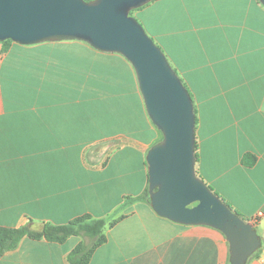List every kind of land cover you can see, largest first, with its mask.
Returning a JSON list of instances; mask_svg holds the SVG:
<instances>
[{"label":"crops","instance_id":"1","mask_svg":"<svg viewBox=\"0 0 264 264\" xmlns=\"http://www.w3.org/2000/svg\"><path fill=\"white\" fill-rule=\"evenodd\" d=\"M171 1L181 5L180 50L172 61L194 102L196 173L264 237V6ZM65 54L60 70L36 71L34 89L11 79L19 77L13 64L0 63V227L32 224L40 231L44 223L63 225L83 214L123 217L105 229L107 241L89 264H229L220 231L173 223L136 199L160 132L130 64L106 65L117 76L106 89V107L76 87L74 54ZM80 58L88 71L91 58ZM58 71L61 83L45 86L42 76ZM246 155L255 157L252 166L241 162ZM81 240L25 237L0 264H68ZM246 264H264V250Z\"/></svg>","mask_w":264,"mask_h":264},{"label":"water","instance_id":"2","mask_svg":"<svg viewBox=\"0 0 264 264\" xmlns=\"http://www.w3.org/2000/svg\"><path fill=\"white\" fill-rule=\"evenodd\" d=\"M154 0H0V42L79 41L125 58L162 139L146 154L151 209L183 226L220 231L230 264H246L262 240L196 173L193 98L162 49L130 15ZM264 6V0H258Z\"/></svg>","mask_w":264,"mask_h":264},{"label":"rangeland","instance_id":"3","mask_svg":"<svg viewBox=\"0 0 264 264\" xmlns=\"http://www.w3.org/2000/svg\"><path fill=\"white\" fill-rule=\"evenodd\" d=\"M170 3H172L171 0H154L148 5L134 10L131 16L142 25L148 36L162 49L169 64L176 71L172 60L175 61L174 58L178 56L180 50L179 43L175 37L180 34L178 32L180 31L181 5L179 2ZM67 51L74 54L72 55L74 59L69 62L75 64L76 87L90 92L93 103L98 102L100 105L99 102H101L103 106L107 105L106 107H108L109 100L106 89L115 82L117 76L108 70L106 65H122L123 62H128L118 54L101 53L88 44L79 41L46 42L30 46L11 43L6 52L1 50L0 63L13 64V68L16 70L13 73L19 74L20 78L14 74L15 76H12L11 79H18L19 82L26 84L30 89H34L38 78L36 71L41 69L45 73L51 72L53 68L60 70L68 62L66 60L67 54H65ZM37 52H42V57H39L36 54ZM83 55L91 58L88 71H83L82 69L83 59L80 56ZM4 69L7 70V67L5 66ZM60 73L62 71H58V75L52 78L46 75L42 76L45 86L52 81L61 83L63 76ZM4 78L2 80L3 84L5 83ZM84 80L85 84L83 85ZM99 107L101 108V106ZM147 185L148 183H146L145 187ZM28 227L30 231L36 232L32 230V224L28 225Z\"/></svg>","mask_w":264,"mask_h":264},{"label":"trees","instance_id":"4","mask_svg":"<svg viewBox=\"0 0 264 264\" xmlns=\"http://www.w3.org/2000/svg\"><path fill=\"white\" fill-rule=\"evenodd\" d=\"M132 13L133 11H131L130 15H132ZM11 43L12 42L10 40L2 42V51L6 52L9 49V45ZM161 139L162 136L160 135V138L158 141H156V143ZM196 150L197 145L195 143V157L197 162ZM241 162L243 164H246L247 166H252L255 162V157L246 155L243 157V160ZM208 188L215 195L219 196L211 186L208 185ZM219 197L232 211L249 222L248 219H245L242 215L235 211L221 196ZM136 199H139L140 201H143L150 206L148 185L143 189L141 194ZM122 218L123 217H118L116 219L107 221L104 218H95L91 214H83L63 225L44 223L41 230L36 232L30 231L28 225L19 228L0 227V256L8 251L17 248L20 241L25 237L32 240H45L51 243L63 244L70 237L78 236L81 237L82 240L68 253L67 262L68 264H89L95 250L107 241L105 229L107 227H113ZM260 238L262 240L261 246L254 253V255L260 250H264V237Z\"/></svg>","mask_w":264,"mask_h":264}]
</instances>
